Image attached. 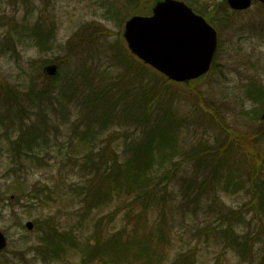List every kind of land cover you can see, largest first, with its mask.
<instances>
[{
	"label": "rangeland",
	"instance_id": "obj_1",
	"mask_svg": "<svg viewBox=\"0 0 264 264\" xmlns=\"http://www.w3.org/2000/svg\"><path fill=\"white\" fill-rule=\"evenodd\" d=\"M160 1L136 0L129 4L126 0H0V108H6L3 100L6 95L2 92L12 94L10 98H15L16 103V94L20 96L30 80L36 81L39 87L42 84L53 86L52 77L43 71L47 64L57 65L58 76H62L63 72L76 73L84 58L94 55L95 63L106 65L105 58L110 53H118L117 58L124 61L112 63L109 70L112 76H123L126 72L124 62L131 55L123 36L125 23L132 16L151 15L153 7ZM184 1L217 26L219 49L215 68L202 78L187 83L165 80L169 83L166 86L168 94L178 98L176 108L184 116L195 113L194 98L202 95L206 102L216 104L227 118L226 122L241 134L252 122L245 117L243 109L253 111L256 108L243 98L242 85L249 78H257L264 84V4L254 2L246 11H235L228 6L227 0ZM82 39L92 41L84 42L86 46ZM40 40L44 41L42 45H39ZM145 78H148L147 73ZM163 79L160 74V84L164 83ZM69 110V116L57 113L58 109L52 112L55 121L49 133L53 139L58 138V142L73 138V128L78 120V128L83 130L81 117L75 121L77 109L74 103ZM260 123L264 126V120ZM199 127V133L215 134ZM187 133L180 134V138H189ZM9 134L16 137L13 132L6 135ZM0 136H3L0 147L8 149L3 131ZM55 142L51 140L52 157L45 156L34 163L12 164L11 157L0 153V230L9 239L7 248L0 253V264H250L243 259L244 254L240 252L243 250L226 247L222 237L211 233L215 214L205 209L196 210L199 201L208 204L217 201L232 209L242 206L250 223L238 224V231L255 230L256 226H251L256 225L258 219L255 220V215L250 212L252 194L247 189H226L221 185L215 196L209 185H203L204 190H201L200 181H197L190 192H185L186 183L180 177L191 175L187 169L191 171L192 167L178 156L180 177L162 181L167 185L161 193L167 198L166 204L132 205V195L118 196L114 192L113 200L82 214L77 197H73L67 188L70 183L79 181L82 173L72 162L65 161L68 165H61L53 158L57 153L66 154L65 150L62 153L58 150ZM183 144L184 140L182 148ZM72 145L76 153L83 152L78 146L79 141L73 140ZM4 149L1 150L5 153ZM23 165L26 170L22 176L28 189L40 190L42 200H36L38 194L32 195V192L22 195L16 188V177L9 176L8 170H18ZM233 168L237 173L243 172L239 164ZM47 184L56 186L50 197L42 191L46 190L43 187ZM194 198L197 202H193ZM188 200L192 201L190 205L186 204ZM27 221L34 223L31 231L26 228ZM45 230L57 235L46 240L51 244L45 241ZM111 235L113 238L122 235L124 240L130 238L129 251L125 252L121 247L117 251L112 249L107 241ZM136 242L137 247L134 246ZM148 245L155 251L151 261L143 251ZM95 247L94 258H89V251ZM141 251L143 257L138 255ZM261 261L255 259V264Z\"/></svg>",
	"mask_w": 264,
	"mask_h": 264
},
{
	"label": "trees",
	"instance_id": "obj_2",
	"mask_svg": "<svg viewBox=\"0 0 264 264\" xmlns=\"http://www.w3.org/2000/svg\"><path fill=\"white\" fill-rule=\"evenodd\" d=\"M126 1L129 4L136 2ZM90 41L84 40L83 44L88 46L84 42ZM43 43L39 41V45ZM110 54L106 55V65L95 63L94 55L84 58L79 62L76 73L63 72L62 76L57 75L50 79L54 83L50 87L45 84L39 87L36 81L30 80L26 90H21L20 96L16 94V103L15 98H10L12 94L2 92L6 95L3 99L6 108H0V112L4 111L0 114V131L7 137L8 142L5 144L10 147H0V153L11 157L12 164L34 163L45 159V156L52 157L50 155L54 152L51 140H55L58 150L61 153L65 150L66 154L57 153L53 158L61 165L72 162L74 168L82 173L78 177L79 181L67 186L68 192L77 197L81 204L82 214L101 208L113 200L111 196L114 192L118 196L132 195V205L139 203L153 207L155 204H166L167 198L164 193L161 196V193L167 185H163L162 181H174L180 177L182 171L177 161L179 156L192 167L191 171L187 169L191 175L180 177L186 183L185 192H190L194 182L200 181V189L204 190L203 185H209L215 196L221 185L226 189H247L252 194L250 212L258 221L251 226H256L255 230L248 232L237 229L238 224L246 221L250 223L243 214L242 206L232 209L217 201L211 204L197 202L196 198L193 202H197L198 212L205 209L215 214L211 233L222 237L226 247L243 250L240 251L244 254L243 259L250 264H255V259H262L259 264H264V126L260 123L264 114V84L257 81V78H249L242 85L243 98L256 108L253 111L243 109L245 117H249L252 122L240 134L226 122L227 118L220 108L206 102L202 95L194 98L195 113L184 116L176 108L178 98L168 94L166 86L169 83L165 81L168 79L163 76L164 83L160 84V74L132 54L124 62L126 72L123 76H112L109 70L111 64L117 60L119 64L124 59L119 60L118 53ZM146 73L148 78H145ZM73 103L77 109L75 121L81 117L83 130L78 128V120L73 128V138L69 137L67 142L64 139L58 142V138L53 139L49 133L55 121L52 112L58 109L57 113L69 116ZM57 117L61 119L59 115ZM199 126L215 134L206 136L199 133ZM11 132L16 137L6 135ZM184 132H188L190 137L181 139L180 134ZM73 140L79 141L78 146L82 147L83 152L76 153V148L71 146ZM65 144L71 147L66 148ZM236 164H239L242 173H237L233 168ZM25 170L23 165L18 170L10 169L8 172L13 179L16 177V188L22 191V195L38 194L39 197L35 199L42 200L40 190L28 189L27 181L22 176ZM45 188L42 191L50 197L56 186L47 184ZM191 203V200L186 201L187 205ZM189 210L196 212L195 209ZM44 232L45 241L51 235L52 238L57 236L46 230ZM125 240L122 235L116 238L111 235L107 241L112 249L117 251L121 247L126 252L132 242L130 238ZM71 242L73 245V240ZM134 246H138L137 242ZM146 247L143 251L151 261L155 251L150 249V245ZM96 250L95 247L89 251L88 257L94 258ZM142 253L138 254L139 257H143Z\"/></svg>",
	"mask_w": 264,
	"mask_h": 264
},
{
	"label": "water",
	"instance_id": "obj_3",
	"mask_svg": "<svg viewBox=\"0 0 264 264\" xmlns=\"http://www.w3.org/2000/svg\"><path fill=\"white\" fill-rule=\"evenodd\" d=\"M228 3L242 10L249 8L252 0H228ZM124 35L135 56L177 82L205 74L218 44L216 30L178 0L160 1L151 16H134L126 23ZM44 70L54 76L58 68L49 65Z\"/></svg>",
	"mask_w": 264,
	"mask_h": 264
},
{
	"label": "flooded vegetation",
	"instance_id": "obj_4",
	"mask_svg": "<svg viewBox=\"0 0 264 264\" xmlns=\"http://www.w3.org/2000/svg\"><path fill=\"white\" fill-rule=\"evenodd\" d=\"M1 199V198H0ZM0 232L4 235V236H6L7 237V239H8V236L2 231V230H0ZM8 242H9V239H8ZM8 242H7V245H6V247L4 248V249H6L7 248V246H8ZM4 249H2L1 251H0V253L1 252H3L4 251Z\"/></svg>",
	"mask_w": 264,
	"mask_h": 264
}]
</instances>
